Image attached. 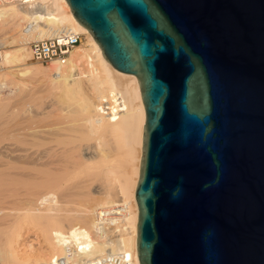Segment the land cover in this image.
Returning a JSON list of instances; mask_svg holds the SVG:
<instances>
[{"label":"water","instance_id":"1","mask_svg":"<svg viewBox=\"0 0 264 264\" xmlns=\"http://www.w3.org/2000/svg\"><path fill=\"white\" fill-rule=\"evenodd\" d=\"M145 110L140 264H264V0H66Z\"/></svg>","mask_w":264,"mask_h":264},{"label":"bare ground","instance_id":"2","mask_svg":"<svg viewBox=\"0 0 264 264\" xmlns=\"http://www.w3.org/2000/svg\"><path fill=\"white\" fill-rule=\"evenodd\" d=\"M9 23L12 41L0 40V47L9 42L17 46L0 52V65L19 67L11 71L23 82L51 80L52 90L46 89L58 91L67 102L50 101L28 121L26 116L24 130L20 124V132L17 128V134L6 138L7 143L0 138V264H88L110 251H122L131 264H140L135 186L145 110L136 75L118 70L103 56L66 0L1 2L0 24ZM26 24L30 25L28 33L22 30ZM62 27L87 35L85 45L81 41L74 46L73 59L48 64L28 61L27 42ZM86 102L93 109L88 111ZM51 117L66 122L51 125L56 127H50V122L42 125ZM60 138L65 139L63 145L55 143ZM116 200L126 204L123 229L106 237L105 227L97 229L95 213ZM29 228L42 235L46 246L41 248L45 245L41 241L40 250L22 251ZM94 248L99 250L92 253Z\"/></svg>","mask_w":264,"mask_h":264},{"label":"rangeland","instance_id":"3","mask_svg":"<svg viewBox=\"0 0 264 264\" xmlns=\"http://www.w3.org/2000/svg\"><path fill=\"white\" fill-rule=\"evenodd\" d=\"M22 30L24 33H28L30 31V30H28V24H26ZM12 31H13V28H12L11 23H9L5 26H1V24H0V40H4L5 42H8V40H10V36H12L14 33ZM84 35H85V37L82 38L83 42L81 45H85L86 42L88 41L87 35L86 34H84ZM10 41H12V39ZM16 46H17V43L15 45V43L11 44L9 42L6 46L0 47V52L3 50H6V49H12ZM28 61L39 64V62H36L35 60H33L31 58ZM18 68L19 67H14V68L8 69V68H5V67L0 65V103L2 104V105L0 104V108L2 107L0 110V122H1L0 123V138L3 137L2 140L1 139L0 140H1V143H3V144L8 142V141H5V140H7L6 139L7 137L10 138L11 136H14V134H17V131L19 129H21L20 127H18V126H20V124L23 125V126H21L22 131L24 130V128H25L24 123H27L28 117H31L35 111L36 112L41 111L42 110L41 108H45V106H47V104H49L50 101H53V100L58 101L59 100V102H60V101L65 100L64 97L60 96V93L58 91H55V90L50 91V90H52L50 87V85L52 84V81L49 79L43 80L41 82L37 79H31L29 81L23 82L22 79L16 74V72L11 71L13 69H18ZM38 85H40V86H38ZM48 87L50 90L46 89ZM20 88H22V89H20ZM66 100H65V102H67ZM68 102H69V100H68ZM86 104L88 105L87 106L88 111L91 110L90 108H92V106L89 107L91 104L89 105V102H86ZM86 113H87V110H86ZM26 116H27V121L25 120ZM59 118L60 117H58V118L56 117V119H55L54 117H51V118H48L49 121L47 119H45L47 121L43 120V124H42V122H41V124L46 126V125H49L48 122H50L51 123L50 127H56L54 125H62L63 123L65 124L66 120L63 118L62 119L61 118L59 119ZM9 119H11V120L7 121ZM14 119H16V120H14ZM10 122H12L13 124L12 123L10 124ZM21 122H23V123H21ZM52 124H54V125L51 126ZM17 128H18V130H17ZM8 129L10 130V132ZM18 132H20V130ZM62 139L61 138L58 139L59 141L57 140V141H55V143H58L59 145H63L65 143V141H64L65 139L64 138H62ZM13 140H15V139H13ZM88 141H89V139H88ZM88 141L86 140L83 142L87 143ZM12 142H14V141H12ZM15 142H16V140H15ZM89 142L90 143L94 142V140L90 139ZM16 145L20 146L21 143H17ZM20 147H22V145ZM57 193L56 194L59 195V192H57ZM113 195H114V197L117 195V192L115 190H113ZM59 198H60V195L58 196L57 200ZM35 231L36 230H34L33 228L32 229L29 228L26 231L25 237L23 239L24 245L22 244V247H21L23 252H25V251L29 252V250L31 252H35L37 250H40L42 248V246L43 247L46 246L42 235L40 233L38 235V231H36V233H34ZM41 241L45 245L41 244V246H40ZM112 242L115 245L118 244L116 241H112ZM98 250L96 248H94L92 253H96Z\"/></svg>","mask_w":264,"mask_h":264},{"label":"built area","instance_id":"4","mask_svg":"<svg viewBox=\"0 0 264 264\" xmlns=\"http://www.w3.org/2000/svg\"><path fill=\"white\" fill-rule=\"evenodd\" d=\"M34 1L36 0H0V3L26 4ZM83 37V32L62 27L54 34L31 39L27 42L31 59L41 64H48L53 60L67 62L73 59L71 52L74 46L82 41ZM125 213L126 204L120 200H116L108 206L99 207L95 213L97 229L105 227L107 229L104 232L106 237L116 236L119 228L120 230L123 229L122 217ZM88 264H131V261L128 255L122 251H110L90 260Z\"/></svg>","mask_w":264,"mask_h":264}]
</instances>
